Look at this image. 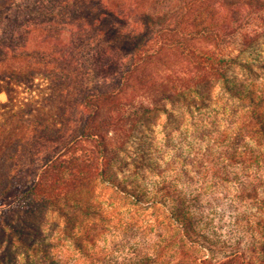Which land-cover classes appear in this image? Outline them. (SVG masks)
Returning <instances> with one entry per match:
<instances>
[{"label":"rangeland","instance_id":"374dc122","mask_svg":"<svg viewBox=\"0 0 264 264\" xmlns=\"http://www.w3.org/2000/svg\"><path fill=\"white\" fill-rule=\"evenodd\" d=\"M166 7V0H126V3L125 0H0V68L29 61L46 66L52 72L38 74L26 83L0 80L1 136L10 132L23 135L20 143L0 157V179L11 174L17 184L6 193L0 192V216L11 208L25 184L39 175L46 161L62 154L67 158L75 153L83 154L81 144L69 146L83 125V94L130 60L127 51L118 47L111 29L134 36L141 29L138 20L143 12H157ZM262 13L264 11H258V14ZM259 47L264 58V47ZM165 50L158 64L160 72L186 71L190 63L179 50L175 47ZM261 54L256 59L258 62L254 61V72L239 65L229 70V82L234 90H252L255 96L264 98V60ZM254 57L251 55L247 59L253 60ZM50 74L60 76L59 86H54ZM215 96L219 99L217 104L211 100L204 103L199 100L201 103L193 108V113L180 103L174 116L164 111L152 114L149 123L152 131L145 128L144 136H139L144 138L141 143L151 141L158 150L144 152L139 144L131 145L130 149L137 153V158L144 156L148 162L159 164H146L143 171H138L143 175L135 176L133 184L149 190L166 179L173 184L172 189L182 191L188 200L191 194L200 196L190 209L200 212L201 232L230 244V247L215 249L219 257L233 251L240 242L248 245L255 234L259 237L258 233L252 235L248 230L243 216L260 213H257L256 206L237 198L243 178L240 166H234L231 178L225 180L223 175L227 171L214 177L212 173L204 172L205 168L196 173L191 165L194 155L205 159L219 156L222 166L229 161L222 156L227 148L226 142H222L223 134L234 135L236 124H230L233 119L230 113L244 103L222 86L217 87ZM223 106L227 110L225 114L220 109ZM217 130L223 132L222 135ZM211 152L215 154L210 157ZM173 155L178 156L176 170L167 168ZM61 158L66 157L62 155ZM123 158L128 159L130 165L120 164L121 168L127 166L121 169L123 171L114 165L108 173L112 182H100L97 187V200L103 218H108V222H105L106 231L97 243L88 247L95 254L93 257H85L65 233L64 217L52 209H44L34 215L19 213L13 216L26 229L27 238L42 245L36 257L34 251L30 252V262L24 254L25 249L13 247L10 253L17 257L16 264H110L105 261L111 259L115 260L113 264H122L128 262L129 254L137 244L145 249L146 246H157V236L166 228L162 223L167 211L161 204H136L116 188V185H122L131 191L137 187L126 181L137 171L134 161L126 154ZM177 171L183 174L177 175ZM160 193L157 189L151 196L161 198ZM164 199L167 207L174 206L171 196ZM84 204L87 203L84 201ZM250 219L255 218L252 215ZM91 222L92 219L86 217L85 224ZM197 246L200 255L210 253L200 244ZM4 248L0 244V251ZM99 256H107V259L102 257V261H97ZM4 259L14 260L6 254ZM0 264H4L1 259Z\"/></svg>","mask_w":264,"mask_h":264},{"label":"trees","instance_id":"16d2710c","mask_svg":"<svg viewBox=\"0 0 264 264\" xmlns=\"http://www.w3.org/2000/svg\"><path fill=\"white\" fill-rule=\"evenodd\" d=\"M166 2L164 10L142 13L138 20L141 29L134 36L111 29L118 47L127 51L130 60L99 85L84 92L81 101L83 125L69 144L70 147L81 144L83 154L75 153L68 158L62 154L66 158L59 155L46 161L39 175L25 184L11 208L0 216V244L5 247L0 251V259L4 264H16L17 257L10 253L13 247L25 249L24 254L29 262L30 252L34 251L36 257V253L42 249L36 240L27 238L26 229L13 216L19 213L34 215L44 209H52L64 217L67 224L65 233L85 257H93L95 254L88 247L97 243L106 231L105 222H108V218H103L97 200L98 184L112 182L108 173L114 165L120 170L130 165L129 160L123 158V154H126L137 168L133 178L126 181L132 187L137 185L133 184L134 177L143 175L139 170L143 171L146 164L159 165L151 160L148 162L144 156L137 158V153L130 149L131 145L139 144L144 152L158 150L151 141L141 143L144 138L139 136H144L145 128L152 129L149 126L150 116L160 111L174 116L180 103L192 113L194 107L206 100L217 104L219 99L215 96V90L218 86L234 93L244 103L230 113L233 117L230 124H236L234 135L223 134L222 142H226L227 148L222 156L229 161L222 166L219 156L205 159L194 155L195 160L191 165L196 173H201V168H205L204 172H210L214 177H220L223 171H227L223 175L225 180L231 178L234 166L241 167L243 178L237 198L257 207L260 214L243 216V221L252 235L258 233L259 237L255 234L248 245L240 242L233 251L218 257L215 249L230 247V244L227 240H218L201 232L203 224L198 223L201 221L200 212L190 209L200 199L198 194H191L188 200L182 191L172 189L173 184L166 179L149 190L137 185L130 191L116 185L124 196L132 198L136 204H161L167 211L162 223L166 228L157 236V246H146L145 249L137 244L129 254L128 262L122 264H264V98H258L252 90H234L229 82V70L233 66L255 71L254 64L263 51L259 46L264 47V13L258 14V11H264V0ZM168 47H175L188 60L190 66L186 71L160 72L158 64ZM251 55L255 57L248 60L247 57ZM48 73L52 72L46 66L19 61L0 68V80L26 83L38 74ZM59 78L57 74H50L54 86H59ZM220 109L227 113L225 106ZM217 131L222 135L223 132ZM22 139L23 135L18 136L17 133L2 136L0 133V155ZM146 145L148 147L144 148ZM214 154L211 152L209 156ZM177 157L173 155L167 168L177 169ZM122 163L127 166L121 168ZM181 171H177V175L182 172L187 174V171ZM0 183L2 193L17 185L15 176L11 174L0 179ZM157 189L161 191V198L151 196ZM170 196L174 206L167 207L164 198ZM252 215L255 218L253 221L250 219ZM86 217L92 222L85 224ZM197 244L207 248L210 253L200 255ZM5 254L14 260L5 261ZM102 257L107 259V256H99L97 261H102ZM105 262L113 264L115 260Z\"/></svg>","mask_w":264,"mask_h":264}]
</instances>
